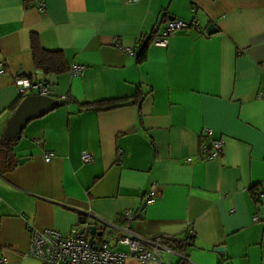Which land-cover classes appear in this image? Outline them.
Segmentation results:
<instances>
[{"label": "crops", "instance_id": "crops-1", "mask_svg": "<svg viewBox=\"0 0 264 264\" xmlns=\"http://www.w3.org/2000/svg\"><path fill=\"white\" fill-rule=\"evenodd\" d=\"M173 19L198 29L175 33L166 48L150 45L138 63L140 38ZM32 35L84 72L37 70ZM0 64V142L12 140L14 156L0 153V264H40L27 254L30 228L68 235L87 213L122 223L125 210L142 213L133 231L168 236L195 264H264V0H0ZM17 76L46 81L56 101L68 98L19 139L4 132L36 93L20 95ZM102 100L126 105L83 106ZM205 128L224 141L218 160L201 158ZM83 152L91 162H81ZM153 182L158 197L145 207ZM104 240L126 252L114 234Z\"/></svg>", "mask_w": 264, "mask_h": 264}, {"label": "built area", "instance_id": "built-area-1", "mask_svg": "<svg viewBox=\"0 0 264 264\" xmlns=\"http://www.w3.org/2000/svg\"><path fill=\"white\" fill-rule=\"evenodd\" d=\"M128 3H135L137 0H127ZM39 10H44V4L40 1ZM198 26L193 22L179 19L169 20L161 33L157 35L152 45L157 48H166L170 36L178 32L196 30ZM113 43L119 46V39L113 38ZM127 55L134 56V51L130 48H123ZM2 65L0 64V69ZM86 67L80 64H73L68 71L72 77H79ZM20 95L34 92L38 96L53 98L54 94L44 80L31 81L22 76H17L13 80ZM66 102L68 98H59ZM212 130L205 128L202 137L206 140L200 147L201 158L204 161L218 160L221 157L224 141L213 139ZM34 144L40 145L43 141L40 138L33 140ZM81 162L87 164L92 161V157L87 152L81 154ZM51 155L45 154L44 160L49 161ZM158 197V185L153 182L144 194V206L148 207L155 203ZM263 194L260 195V198ZM142 213L139 211L125 210L120 219L122 223L110 222L94 217L90 213L82 216L79 223L68 235H64L56 230L38 231L29 229L30 244L27 254L30 258L37 260L40 264H127L128 261H135L138 264H165L163 254H170L179 259V264H195L190 258L170 246V239L166 235L147 236L135 232L130 224L139 220ZM96 227V233H101L102 238L95 240L90 234V227ZM114 234L116 244L126 248V252L115 251L110 248L108 238ZM4 260L1 261V264Z\"/></svg>", "mask_w": 264, "mask_h": 264}, {"label": "trees", "instance_id": "trees-1", "mask_svg": "<svg viewBox=\"0 0 264 264\" xmlns=\"http://www.w3.org/2000/svg\"><path fill=\"white\" fill-rule=\"evenodd\" d=\"M157 36V31L153 30L149 35L142 36L139 41V52L136 57L138 63L145 61L147 49L154 38ZM31 51L34 66L37 70H40L45 75H59L68 70L67 63L64 59V56L59 51H48L45 50L39 42V39L36 35L31 36ZM22 97V96H21ZM23 98V97H22ZM126 105V103L118 100H102L94 103H85L83 106L86 109L95 110V111H107L112 110L121 106ZM13 141L8 139H2L0 142V153L4 160L13 159L12 153ZM252 199L257 204L260 202V195L263 194L258 186L251 188L250 190ZM82 218V217H81ZM80 218V219H81ZM92 238H97L100 240V237H97V233L91 236ZM187 242V240H186ZM173 245L176 249L181 250V246L185 245V242L173 241Z\"/></svg>", "mask_w": 264, "mask_h": 264}, {"label": "water", "instance_id": "water-1", "mask_svg": "<svg viewBox=\"0 0 264 264\" xmlns=\"http://www.w3.org/2000/svg\"><path fill=\"white\" fill-rule=\"evenodd\" d=\"M216 31V27L213 24H209L205 29V34L212 35ZM62 104H64L63 101H56L48 97H42L37 95L26 97L20 103L14 115L8 122L4 135H13L14 137H16V139H19L23 128L29 121L46 114L47 112L53 110L54 108ZM132 130L133 129L130 128L125 132L127 134L130 133ZM25 160L26 159H20L18 160V163L22 164ZM89 231L91 235H94L96 227L91 226ZM98 235H101V233H98ZM222 251V248H217L215 250V252L217 253H220Z\"/></svg>", "mask_w": 264, "mask_h": 264}, {"label": "rangeland", "instance_id": "rangeland-1", "mask_svg": "<svg viewBox=\"0 0 264 264\" xmlns=\"http://www.w3.org/2000/svg\"><path fill=\"white\" fill-rule=\"evenodd\" d=\"M110 248H111V249H113V248H114V249L117 248L116 250H118V251H122V250H123L121 247H115V241H113V240L111 241Z\"/></svg>", "mask_w": 264, "mask_h": 264}]
</instances>
